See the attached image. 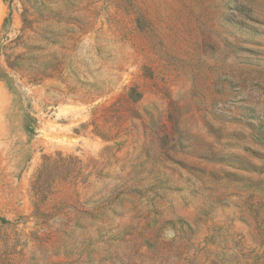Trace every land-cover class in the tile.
Listing matches in <instances>:
<instances>
[{
    "label": "rangeland",
    "instance_id": "obj_1",
    "mask_svg": "<svg viewBox=\"0 0 264 264\" xmlns=\"http://www.w3.org/2000/svg\"><path fill=\"white\" fill-rule=\"evenodd\" d=\"M0 264H264V0H0Z\"/></svg>",
    "mask_w": 264,
    "mask_h": 264
},
{
    "label": "trees",
    "instance_id": "obj_2",
    "mask_svg": "<svg viewBox=\"0 0 264 264\" xmlns=\"http://www.w3.org/2000/svg\"><path fill=\"white\" fill-rule=\"evenodd\" d=\"M33 5H35V3ZM33 15H35L34 19L31 18ZM50 16H51V13L49 12V10L44 5L34 6L32 11L29 8L24 7V11L22 13V21H23V27L21 28L22 34H25V31L27 29H32L33 24L36 21H38L40 19H47ZM22 36L23 35H20V36H18V38L21 39ZM19 59H20L19 57H16L15 60L11 62V66L14 69L18 68V63L16 60H19ZM46 159H47V157H46Z\"/></svg>",
    "mask_w": 264,
    "mask_h": 264
}]
</instances>
